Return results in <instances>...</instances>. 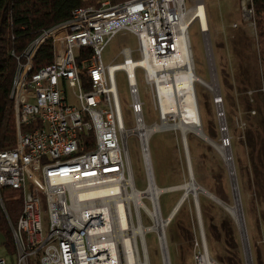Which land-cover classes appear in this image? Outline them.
I'll use <instances>...</instances> for the list:
<instances>
[{
	"label": "built area",
	"instance_id": "2783aa9c",
	"mask_svg": "<svg viewBox=\"0 0 264 264\" xmlns=\"http://www.w3.org/2000/svg\"><path fill=\"white\" fill-rule=\"evenodd\" d=\"M199 3L205 8L203 2L187 8L186 0L116 4L102 0L99 6L74 10L67 21L44 31L29 46L11 93L16 106V145L0 152V207L6 212L4 188L21 191L23 207L15 226L9 219L15 254L0 257V264L117 263L120 252L114 221L121 182L130 177L129 165L133 177L127 140L138 137L148 184L151 179L155 182L149 143L157 132L147 141L141 132L158 123L138 124L135 119L133 128L125 126L116 76L125 73L131 109L144 116L138 87L142 70L159 110L157 84L148 67L153 65L156 74L176 59L184 36L189 39V28L197 22L204 37L209 82H218L209 28L204 30L201 20L194 17L183 30ZM241 5L244 18L255 25L253 0H241ZM121 32L133 34L138 47L123 48L121 63L105 65L103 52ZM49 40L54 43L56 61L33 72L32 61ZM213 93L218 115L223 117L222 94L219 89ZM71 96L76 104L71 103ZM229 144L224 138L222 145ZM125 191L131 193L130 188ZM132 206L129 200L130 212ZM71 255H78V263H71Z\"/></svg>",
	"mask_w": 264,
	"mask_h": 264
},
{
	"label": "rangeland",
	"instance_id": "374dc122",
	"mask_svg": "<svg viewBox=\"0 0 264 264\" xmlns=\"http://www.w3.org/2000/svg\"><path fill=\"white\" fill-rule=\"evenodd\" d=\"M198 2L204 3L207 12L224 109V116L220 117L213 91L197 83L202 130L218 146L224 138L230 140L251 263L264 264V80L256 21L254 25L244 18L241 0H186V6L194 8ZM189 41L194 71L209 82L204 37L197 22L189 28ZM125 47L133 50L138 47L136 37L129 32L119 33L108 43L102 55L104 64L121 63ZM57 55H61L60 45ZM134 58H138L136 54ZM116 78L125 126L133 128L135 119L126 75L118 72ZM138 87L146 123L160 124L157 102L142 70L138 71ZM71 103L76 104L73 96ZM185 140L179 131L170 130L155 133L149 143L154 179L163 190L157 205L165 220L186 194L180 187L190 183L191 170L199 187L235 205L231 176L219 152L193 132ZM127 144L135 186L144 191L148 181L138 137L130 136ZM143 201L152 207L150 198ZM132 212L137 225L133 206ZM140 220L146 233L144 242L138 237L139 249L142 258L147 254L149 264H199L205 253L213 264H249L236 220L203 193L187 195L167 224L165 246L144 210ZM3 242L0 232V257H9Z\"/></svg>",
	"mask_w": 264,
	"mask_h": 264
},
{
	"label": "bare ground",
	"instance_id": "6f19581e",
	"mask_svg": "<svg viewBox=\"0 0 264 264\" xmlns=\"http://www.w3.org/2000/svg\"><path fill=\"white\" fill-rule=\"evenodd\" d=\"M196 17L201 20L204 30H208V20L205 8L202 3L198 4V8L194 11L190 18L184 23L183 30L188 27L190 23H193V19ZM182 51L179 53L176 59L171 60L166 63V65L160 70V72L154 74L158 70H155L153 65H150L149 72L151 79L157 84L159 93V111L161 115V123L155 124L146 128L143 134L144 141H147L149 136L154 132H165V131H179L184 141L189 133L193 132L197 134L202 139L210 143L219 152L223 160L226 162L229 173L231 176V181L233 185V193L235 199V205H229L217 198L213 194L207 192L206 190L199 187L193 180L190 183L181 186V189L186 191V194L198 195V193H203L206 196L213 199L215 202L224 207L241 225L244 227V219L241 211L240 199H239V189L236 179V172L233 165L232 156L229 147H224L223 145H216L211 139L206 135H203L202 130V120L198 107V102L196 98L195 86L197 83L211 89L216 94L218 93V82L213 79L212 82H206L201 77H199L194 71V62L192 58V53L189 48V39L187 35L184 36ZM140 64L146 65V62L139 61ZM134 119H138V124H147L144 116H138L137 110H132ZM142 130V127L140 128ZM135 132H138L135 130ZM129 175L130 177L125 178L121 182V195L119 208L116 210V218L114 221L117 230V247L120 252V257L116 264H149L147 254L142 258L141 251L139 249L138 237L142 242L145 241L146 228L143 222L140 220L141 211L144 210L151 217L153 222V230H155L161 239L163 245H165V230L168 222L177 213V206L171 212L168 219H164L159 214V207L157 205L156 198L163 192L151 179L150 183L144 191H139L135 188L134 179L131 174V168L129 165ZM126 188L131 189V193H127ZM204 190V191H202ZM108 192V190H106ZM112 191V189L110 190ZM125 198H124V197ZM150 198L152 202V207L149 208L145 205L143 199ZM129 200L134 202V210L136 212L138 223L134 224V215L129 208ZM178 205V204H177ZM180 208V207H179ZM178 208V209H179ZM244 235V233H243ZM245 245L247 243V235L245 231ZM142 245H144L142 243ZM248 263H251L250 255L248 253ZM120 259V260H119ZM71 263H78V255H71ZM199 264H213L209 258L208 253H205L199 260Z\"/></svg>",
	"mask_w": 264,
	"mask_h": 264
},
{
	"label": "trees",
	"instance_id": "16d2710c",
	"mask_svg": "<svg viewBox=\"0 0 264 264\" xmlns=\"http://www.w3.org/2000/svg\"><path fill=\"white\" fill-rule=\"evenodd\" d=\"M123 3L128 0H111ZM260 58L264 80V0H253ZM99 6L96 0H0V152L16 145V106L11 96L19 65L26 62L29 46L44 32L67 21L74 10ZM56 61L53 41L49 40L37 51L33 72L53 65ZM87 81V80H86ZM6 212L0 207V232L9 256L15 246L9 219L15 226L22 213V192L2 189Z\"/></svg>",
	"mask_w": 264,
	"mask_h": 264
},
{
	"label": "water",
	"instance_id": "95a60500",
	"mask_svg": "<svg viewBox=\"0 0 264 264\" xmlns=\"http://www.w3.org/2000/svg\"><path fill=\"white\" fill-rule=\"evenodd\" d=\"M202 133H203V132H202ZM203 135H205V134L203 133ZM227 167H228V166H227ZM228 170H229V168H228ZM190 172H191V173H190L191 180H193V181L195 182V179H194V175H193L192 170H191ZM232 187H233V185H232ZM202 191H204V190H202ZM187 195H188V194H185V195L183 196V198L180 200V202H179L178 205H177V210H179L178 208L181 207V205L184 203V201H185ZM196 196H197V195H196ZM156 201H157V199H156ZM237 224H238V227H239V230H240V233H241L242 239H243L245 255H246V258H248V257H249V256H248L249 248H248V246L245 245V238H244V236H245V229H244V228L242 229V228H241V225H240L238 222H237ZM244 227H245V226H244ZM243 233H244V235H243ZM164 246H165V245H164Z\"/></svg>",
	"mask_w": 264,
	"mask_h": 264
},
{
	"label": "crops",
	"instance_id": "0c3cea01",
	"mask_svg": "<svg viewBox=\"0 0 264 264\" xmlns=\"http://www.w3.org/2000/svg\"><path fill=\"white\" fill-rule=\"evenodd\" d=\"M1 257H3V256H1Z\"/></svg>",
	"mask_w": 264,
	"mask_h": 264
}]
</instances>
